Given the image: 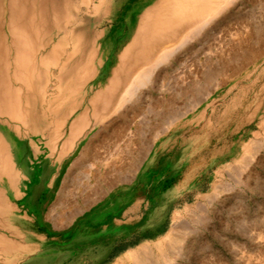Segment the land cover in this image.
I'll use <instances>...</instances> for the list:
<instances>
[{
	"label": "rangeland",
	"instance_id": "1",
	"mask_svg": "<svg viewBox=\"0 0 264 264\" xmlns=\"http://www.w3.org/2000/svg\"><path fill=\"white\" fill-rule=\"evenodd\" d=\"M143 1L110 0L106 14L93 13L95 0L80 6L74 18L84 33L77 34L76 70L65 59L67 44V77L61 80H77V89L57 113H43L59 84L57 69L43 77L39 59L35 88L20 83V97L30 98L34 116L24 104L19 120L1 116L2 156H15L17 143L14 163L24 178L58 174L50 195L71 172L63 181L67 202L61 209L81 216L68 229L36 221L34 233L43 244L17 259L21 242L35 237L0 229V248L17 243L9 253L0 249V264H112L130 248L163 239L178 223L189 235L171 264H264V0H220L218 16L163 43L149 61L133 64L132 53L120 65L130 14ZM117 71L118 82L112 78ZM9 85L19 86L14 79ZM67 110L74 111L64 118ZM80 115L86 121L83 165L77 169V134L49 164L45 146L54 124L64 121L67 137ZM16 135H22L18 141ZM0 190H7L4 184ZM77 198L89 206H78Z\"/></svg>",
	"mask_w": 264,
	"mask_h": 264
},
{
	"label": "bare ground",
	"instance_id": "2",
	"mask_svg": "<svg viewBox=\"0 0 264 264\" xmlns=\"http://www.w3.org/2000/svg\"><path fill=\"white\" fill-rule=\"evenodd\" d=\"M91 1L80 0L77 3L76 0H0V131L4 127L1 116L6 115L9 120H19L22 104L24 106L31 105L28 113L31 112L34 116L35 107L30 98L24 100L20 97L22 90L20 83L26 82L27 87L34 86L33 88H35V73L39 67V59L43 60L45 67L43 77L46 80L51 78L52 70L57 69L54 75H57V84H59L56 94L54 93V97L48 101L51 106L43 108V113L50 116L57 113L59 106L69 100L71 94L77 89V80L72 79L66 85L62 83L61 80L67 77L65 63L62 60L65 57V47L68 44L71 53L65 59L70 63L72 71L76 70L77 34L82 35L84 31L81 29V19L76 21L74 16H77V9L80 6L86 7ZM217 1L156 0V4L152 5L151 9L139 14L138 21L133 26V42L125 47L124 53L128 50L127 48L140 53V50L148 46L149 36L152 39L157 37V34L169 25L171 28L173 27V30L179 29L182 26L181 17L183 15L187 16V20L183 23L188 26L199 20L203 21L204 18H208L216 12L217 3L214 4V2ZM110 3V0H95L93 13H98L99 10L104 14L108 13ZM63 16L65 23L62 24ZM207 23L209 21L198 25L199 27L193 33L196 35L201 33L208 25ZM66 30H69L68 33ZM80 50H86V46L83 45ZM25 56L29 60L24 61ZM61 68L65 71L64 73ZM10 79L17 81L19 86L14 89L10 87ZM108 83L110 87L112 83ZM45 102L46 100L43 99V105L47 106ZM69 113L72 114V110ZM56 125L58 126V124ZM2 150V138L0 137V159H7L6 156H2ZM172 229L166 237L157 242L139 244L128 249L119 255L112 264H171V257L189 235L187 227L183 224H175ZM2 245L0 249L4 254L15 249L8 243Z\"/></svg>",
	"mask_w": 264,
	"mask_h": 264
},
{
	"label": "crops",
	"instance_id": "3",
	"mask_svg": "<svg viewBox=\"0 0 264 264\" xmlns=\"http://www.w3.org/2000/svg\"><path fill=\"white\" fill-rule=\"evenodd\" d=\"M214 2V4L217 3V10L214 12L211 16L220 14L218 10V3ZM156 4V0H145L142 3L139 4V6L130 14L129 18V24H130V37L128 38L127 43H125L124 48L121 52V54L118 57V62L120 65L126 64L127 60H131V54L135 53V57H133L132 63H142L149 61L152 56L157 51L158 47H162L168 40H175L176 37H178L184 30L189 29L191 26L186 25L185 22L187 20V16L181 17L182 26L177 29L173 30L171 28V25L165 27L164 30H162L158 36L155 38H149L148 37V46L140 50V53H136L135 50H128L124 53L125 47H127L128 44H131L133 42V26L136 25L137 19L139 18V14H143L144 11L151 9L152 5ZM209 17V16H208ZM207 18H204V20ZM203 20V21H204ZM200 21V20H199ZM197 21V22H199ZM184 24V25H183ZM175 34V35H174ZM164 43V44H163ZM123 54V55H122ZM167 56L163 54L160 56V59H164ZM119 65V68L121 66ZM120 75L118 74V71L115 72L112 76L113 81L120 79ZM115 84V83H112ZM70 111V110H69ZM67 110V114H64V118H67L71 115ZM74 110H72L73 113ZM64 121H58L54 124V130L53 133L50 136V141L47 143L46 149L48 150V163L52 164L51 158H59L64 151L67 148V145L69 142L76 136L77 134V169L81 168V165H83V161L81 159L82 157V135L85 130V116L80 115L78 116L71 124L69 135L66 137L64 134L62 135L61 127L63 126ZM58 124V126L56 125ZM17 141L21 138L22 135H16ZM19 146H17V143L15 147H13V150L15 151V156L7 157V159H0V183L4 184L6 187V191L2 192L0 190V229L4 228H10L12 230L15 229V233H11L14 237H29L30 233H32L34 239H31L27 242L23 241L21 242V245L24 247L23 250L17 255L14 259H17L18 256L22 257L25 254H29L31 252L39 251L38 247L39 245L43 244V237L37 236L34 233L35 228V222L36 221H43L46 222L47 225L54 229H68L73 228L77 225V220L80 219L81 215H77V212L72 211H62V207L64 204H66L65 198L62 196V185L63 181L65 179H69L72 177V173L69 172L66 175V178H62L61 183L59 184V188L55 192V195H50V192L52 191V187H54L55 181H57V178L59 177L58 174H46V173H38L33 174L32 178L26 177L24 178V173L20 172V170L17 168L16 163H18V156H19ZM78 173V172H77ZM81 180V173L79 172L77 174V187L78 182ZM36 181V184L33 182ZM0 184V185H1ZM52 196V197H51ZM50 200V201H49ZM51 204V207L48 209H45L41 212L35 211L34 207L37 204H42L44 206L45 204ZM90 202L89 200H81L77 198V205H85L89 206ZM62 206V207H61ZM55 208L57 211L55 212ZM6 222V223H5ZM2 223V224H1ZM27 229V232L24 233L22 231L18 230ZM8 245L17 247V243L13 240H10ZM15 244V245H13ZM13 259V260H14Z\"/></svg>",
	"mask_w": 264,
	"mask_h": 264
}]
</instances>
